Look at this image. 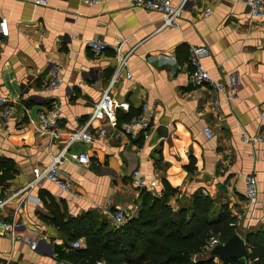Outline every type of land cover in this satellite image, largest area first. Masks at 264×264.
I'll list each match as a JSON object with an SVG mask.
<instances>
[{"label":"crops","instance_id":"crops-1","mask_svg":"<svg viewBox=\"0 0 264 264\" xmlns=\"http://www.w3.org/2000/svg\"><path fill=\"white\" fill-rule=\"evenodd\" d=\"M102 1L49 0L36 6L32 0H0V22L7 20L9 28L6 37L0 32V157L12 160L17 169L13 180L0 183V198L11 199L0 218L16 221V234L38 242L32 250L22 240L0 235V264H66L54 252L65 237L49 221L46 202L51 200L70 218L91 212L113 225L111 215L119 209L136 216L142 191L132 180L136 170L150 182L147 190L154 196L162 194L164 180L177 189L170 199L175 210L190 208L201 192L214 201L216 216L224 204L234 215L245 209L243 178L254 173L260 204L239 223V233L263 224L264 141L247 145L242 137L264 139V20L252 19L242 0H170L185 6L175 25L162 27L159 12L132 9L127 0ZM207 9L209 16L204 15ZM92 39L110 47L94 55L85 44ZM121 43L124 53L131 51V78L127 72L119 76L110 94L129 104L117 115L141 113L146 103L155 109L147 137L131 140L122 131L138 116L119 124L117 119L115 127L94 120V140L72 144L60 167L74 192L46 179L24 189L35 169L47 168L63 151L67 133L87 124L113 79V47ZM200 46L208 49L203 64L213 78L228 83L231 75L238 76L236 99L192 86L190 49ZM56 66L62 68V83L47 89ZM214 100L219 111L211 106ZM54 104L61 115L59 140L38 133L39 114L49 113ZM7 109L14 114L3 117ZM205 127L212 130L211 139L203 134ZM102 128L108 129L103 138L98 136ZM81 153L89 163L74 158Z\"/></svg>","mask_w":264,"mask_h":264},{"label":"trees","instance_id":"trees-1","mask_svg":"<svg viewBox=\"0 0 264 264\" xmlns=\"http://www.w3.org/2000/svg\"><path fill=\"white\" fill-rule=\"evenodd\" d=\"M139 115L140 110L118 114V124L130 122ZM16 174V164L0 157V183L6 184ZM163 184L159 197L147 189L141 191L137 215L130 217L121 228L91 212L70 218L54 200L46 202L51 213L50 223L65 237L62 245L54 247L58 261L70 264H219L207 246L213 236L224 244L239 233V224L234 226L237 219L229 204L222 205L216 216L214 201L198 192L190 208L175 210L170 199L178 191L166 180ZM242 237L248 258L231 260L230 264H264V224L244 231ZM80 240L82 247L73 248V243Z\"/></svg>","mask_w":264,"mask_h":264},{"label":"built area","instance_id":"built-area-1","mask_svg":"<svg viewBox=\"0 0 264 264\" xmlns=\"http://www.w3.org/2000/svg\"><path fill=\"white\" fill-rule=\"evenodd\" d=\"M188 0H184L187 2ZM88 5L100 4L102 0H84ZM242 2L248 6L250 10V15L252 19L264 20V0H242ZM32 3L36 6H46L49 0H32ZM127 4L130 8H138L146 11L159 12L163 15L162 27L173 26L176 24L178 18L181 16L185 3L174 6L170 0H127ZM211 9L205 11V16L211 15ZM0 32L1 35L6 37L9 35V28L7 20H2L0 22ZM87 49L94 55H101L110 46L108 43L99 40L92 39L86 41ZM124 44H118L113 47L115 50V55L117 58V67L113 79L103 95L102 99L94 105L93 112L88 120L87 124L82 128H78L72 132L67 133V142L63 151L52 157L51 164L44 169L34 170V180L30 182L24 189L33 188L40 180L46 179L54 184H56L61 190L67 193L74 192L72 185L64 180L60 173V167L64 163V155L67 150L75 142H85L91 143L94 140L93 135L90 133V125L94 120H107L108 124L115 127L117 124V112L118 110H128L129 104L127 102H121L111 96L110 91L113 89L116 80L123 73L127 72L129 66V58L131 51L127 53L123 52ZM208 49L204 46L192 47L190 49L189 64L192 68L190 75V81L193 87H207L211 90L216 91L218 94L224 96L227 100L231 101L237 98L238 89L241 85L240 80L237 75H231L229 82L224 83L213 78L208 70L203 64V60L208 56ZM62 68L60 66L54 67L49 75L48 82L46 84L47 89L58 88L62 83L61 78ZM128 78H131L130 73L127 74ZM4 103L0 101V105ZM211 106L216 111H219V105L217 100L211 103ZM155 109L150 107L147 103L143 105L140 115L135 118L130 123L123 126L122 131L125 136L129 137L131 140H138L140 138H145L148 135V131L152 127V120L155 116ZM14 112L11 109L5 110L3 117L11 116ZM260 118L264 120V106L260 107ZM61 120V115L59 111V106L54 104L51 107L49 113L41 112L39 114V128L38 133L41 136H49L54 140H59L62 138L63 133L59 127V121ZM108 134V129L102 128L98 132L99 137H105ZM203 134L206 138L211 139L213 137L212 130L209 127L203 129ZM244 144L251 145L256 142H262L264 139L258 136H250L244 134L242 137ZM74 158L78 160L81 164L89 163V157L85 153L75 155ZM132 180L137 189L143 190L150 187V182L147 180L144 174L139 170H136L132 174ZM245 191L244 197L246 201V207L244 210L237 212L235 217L237 222L234 226H238L247 216L250 215L258 208L259 201V188L258 180L254 173L246 175L244 178ZM22 192V191H21ZM17 192L15 196L19 195ZM79 197V195L77 194ZM11 199L0 198V210L7 208L8 203ZM130 218L124 210L119 209L114 214L111 215L113 225L117 228H121L125 225L127 220ZM261 223L264 224V217L260 219ZM19 224L16 221H7L0 218V235L9 236L12 240H22L28 244L32 250H36L38 247V242L32 241L29 238L21 237L16 234ZM222 244L219 237H211L209 244L207 246L208 250H211L217 245ZM73 248L82 247V241H77L73 243Z\"/></svg>","mask_w":264,"mask_h":264},{"label":"water","instance_id":"water-1","mask_svg":"<svg viewBox=\"0 0 264 264\" xmlns=\"http://www.w3.org/2000/svg\"><path fill=\"white\" fill-rule=\"evenodd\" d=\"M210 253L213 257L218 258L222 264H230L231 260L248 258L246 241L239 233H235L224 244H220L212 248Z\"/></svg>","mask_w":264,"mask_h":264},{"label":"rangeland","instance_id":"rangeland-1","mask_svg":"<svg viewBox=\"0 0 264 264\" xmlns=\"http://www.w3.org/2000/svg\"><path fill=\"white\" fill-rule=\"evenodd\" d=\"M245 198V197H244ZM210 251V250H209ZM216 261L219 263V264H221V262H220V260H218V258H216Z\"/></svg>","mask_w":264,"mask_h":264}]
</instances>
